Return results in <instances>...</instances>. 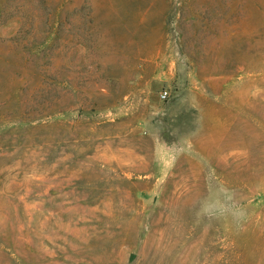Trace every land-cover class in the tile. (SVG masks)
Segmentation results:
<instances>
[{
	"label": "rangeland",
	"instance_id": "obj_1",
	"mask_svg": "<svg viewBox=\"0 0 264 264\" xmlns=\"http://www.w3.org/2000/svg\"><path fill=\"white\" fill-rule=\"evenodd\" d=\"M0 264H264V0H0Z\"/></svg>",
	"mask_w": 264,
	"mask_h": 264
},
{
	"label": "clouds",
	"instance_id": "obj_2",
	"mask_svg": "<svg viewBox=\"0 0 264 264\" xmlns=\"http://www.w3.org/2000/svg\"><path fill=\"white\" fill-rule=\"evenodd\" d=\"M201 212L203 215H228L237 224H239L245 217V210L235 203L234 198L227 202L226 206L221 210L208 212L202 208Z\"/></svg>",
	"mask_w": 264,
	"mask_h": 264
},
{
	"label": "built area",
	"instance_id": "obj_3",
	"mask_svg": "<svg viewBox=\"0 0 264 264\" xmlns=\"http://www.w3.org/2000/svg\"><path fill=\"white\" fill-rule=\"evenodd\" d=\"M168 96L167 91L161 93V98L165 99Z\"/></svg>",
	"mask_w": 264,
	"mask_h": 264
}]
</instances>
